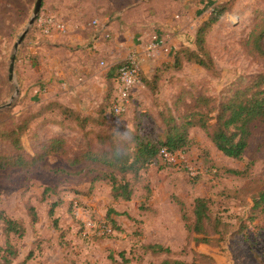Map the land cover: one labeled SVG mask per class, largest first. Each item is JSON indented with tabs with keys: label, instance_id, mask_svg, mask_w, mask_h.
Wrapping results in <instances>:
<instances>
[{
	"label": "rangeland",
	"instance_id": "1",
	"mask_svg": "<svg viewBox=\"0 0 264 264\" xmlns=\"http://www.w3.org/2000/svg\"><path fill=\"white\" fill-rule=\"evenodd\" d=\"M221 1L224 0H206L208 7ZM35 2L0 0V106L11 101L9 107L0 109V118L7 127L38 110L40 91L49 95L45 94L41 100L50 99L52 92H62L60 87L68 86L65 78H59V67H63L66 60L76 63L84 58L76 51L88 41L92 43L94 21L105 28L101 42L110 46L125 27L133 31L136 17L148 13L159 15L160 20L153 26L146 23L143 28L148 41L154 34H160L162 46L167 43L164 35L168 33L163 23L171 18L172 25H182L181 33L187 40L184 46L193 48L196 29L202 22L196 29L191 26L204 14L199 12L198 15L195 10L205 8L199 4L200 0H44L40 15L54 13L70 23L69 30L59 39L65 47L48 46L51 39L39 31L36 20L28 32L30 38L26 39L27 34L19 46L12 81L8 77L10 59L33 15ZM263 9L264 0H235L234 8L221 16L207 36L213 68L189 63L181 70L169 69L164 72L156 92L145 88L142 82L135 89L125 113L117 115L110 110L111 128H105L104 132L116 130L121 134L126 128L134 129L138 122L144 133L153 132L164 127L160 112L172 106L181 90H192L196 94L201 91L220 98L222 92H229L235 86L233 82L240 75L264 72L263 63L247 55L243 48L257 11ZM107 23L110 24L108 29ZM81 25L87 29H80ZM54 32L57 31L54 29ZM147 56L151 58L154 54ZM44 65L49 67L45 69ZM44 73L52 78L48 84L41 82ZM96 110L97 107L83 112ZM60 118L54 112L49 115L47 125L41 119L36 120L35 133L40 138L35 133L24 135L23 153L30 156L41 152L47 134L65 135L70 154L88 145L101 147L96 139L100 127L82 130L59 126L56 123ZM190 135L193 142L187 151L178 152L171 162L159 158L158 163L143 174L144 180L137 186L132 200L134 208L139 205V212L133 207L130 213L120 212V229L104 237L97 236V230L86 229L84 222L87 218L95 222L107 219L109 202L101 199L95 210L86 200L94 190L104 198L109 195V182L94 179L97 172L84 177L64 172L55 174L51 168L64 164L57 155L41 161L37 171L31 174L13 169L0 171V210L22 220L26 226L23 237L12 235L10 238L19 250L13 264H160L174 257L192 264H264V201L254 206L260 192L264 191V124L254 126L250 146L241 160L220 152L200 128H193ZM0 148L13 151L10 144L1 140ZM189 167L199 169V174H189ZM225 167L243 169L244 174L230 175ZM47 187L51 188L46 190ZM87 191L90 193L86 194ZM198 196L209 197L211 201L206 224V233L214 238L211 244L191 239L195 234L186 230L175 200L181 199L192 208ZM27 203L35 206L37 221H32ZM54 203L58 204L50 216ZM7 238L0 219V245H5ZM155 243L170 247L172 253L144 249V245Z\"/></svg>",
	"mask_w": 264,
	"mask_h": 264
},
{
	"label": "trees",
	"instance_id": "2",
	"mask_svg": "<svg viewBox=\"0 0 264 264\" xmlns=\"http://www.w3.org/2000/svg\"><path fill=\"white\" fill-rule=\"evenodd\" d=\"M234 6L235 0H224L213 5L207 17L196 29L195 46L192 48L181 45L175 50L172 61L156 65L150 75L141 72V83L143 82L144 87L156 92L165 71L181 70L189 63H198L205 68L212 69L213 59L207 36L221 16L231 11ZM29 36L30 33L26 39H29ZM263 41L264 9L257 11L243 43L246 54L260 60L264 65ZM122 64L123 61L109 68L105 77L108 82V92L94 113H85L81 109L62 102L59 98H50L40 100L37 104L39 108L35 113L27 115L12 127H7L6 122L0 118V140L2 143L10 144L13 149L9 152L0 148V171L13 169L20 173L31 174L37 171L41 161L50 155H57L63 159L64 164L51 168L50 171L55 174L64 172L82 177L97 172L94 179L108 181L111 186V195L115 200L128 201L132 199L139 183L144 180L143 174L148 172L150 166L158 163L162 148L170 152H185L191 147L193 140L190 134L193 128L202 129L207 138L224 155L241 160L250 146L254 126L257 123L264 124V72H258L237 77L233 82L235 86L229 92H222L220 98L201 91L196 94L192 90H181L174 97L172 106H169L167 111L160 112L164 127L153 132L144 133L141 122H138L134 129L126 128L124 133L118 134L116 130H109V133H105V128H111L108 115ZM54 112L61 117L56 123L59 126L62 124L75 126L82 130L91 129L93 126L100 127L96 131V139L99 140L101 147L88 145L86 149L70 154L67 150L65 135L47 134L46 136V132L47 138L41 146V152L36 155H25L22 151L23 136L34 134L37 124L34 122L41 119L46 124L49 122V115ZM213 120L214 123H212ZM35 134L37 136V133ZM37 137L40 138L39 134ZM225 171L230 175L244 174L243 169L235 167H225ZM49 188L51 187H47L46 190ZM145 189L148 190L146 185ZM88 192L90 193V191L85 193ZM175 200L186 230L195 234L191 239L211 244L214 238L206 233L208 230L206 224L211 211L210 198L196 197L192 208L181 199ZM259 201H264V191H261L259 199H256L255 207L259 206ZM57 204L54 203L51 206L50 216L54 214V207ZM26 207L32 221H37L38 213L35 206L27 203ZM119 214L120 212L112 207L107 211L106 217L109 220L105 221L112 230L120 229L118 220L114 217ZM0 219L8 237L5 245H0V264H13L19 256V250L10 238L12 235L23 237L26 233V226L22 220L9 216L3 210H0ZM106 235L108 234L99 233L97 236ZM144 249L153 253H172L170 247L159 243L144 245ZM160 264H192V262L174 257L166 258Z\"/></svg>",
	"mask_w": 264,
	"mask_h": 264
},
{
	"label": "crops",
	"instance_id": "3",
	"mask_svg": "<svg viewBox=\"0 0 264 264\" xmlns=\"http://www.w3.org/2000/svg\"><path fill=\"white\" fill-rule=\"evenodd\" d=\"M199 4L202 6V8H205L202 11H198V9L195 11H197L196 13L198 15L199 12L204 14H202L199 20H197V22L191 26L192 29L197 28V26L206 18V15L211 8L208 7L206 0H200ZM72 13H74V11H72ZM51 15L55 14L53 13ZM56 16L58 19L67 23V30H69L70 23L62 19L60 16ZM157 20H160L159 15L156 16L149 13L140 17H136L135 22L133 23L135 26L133 31L125 27L126 30H124L123 33L121 32V34H117L110 46L108 43L101 42L105 28L99 27L98 24L92 26V28L96 30H92V32H95L94 36L92 37V43L91 41H88V43H85V45L81 47V50L76 51L84 58L76 61V63L72 62L73 64L66 60L64 66L59 67L58 72L61 73L60 76H58L59 78H65L68 81V86L65 85V87H60L62 92L55 90V93L52 92V97L50 98H59L62 102L81 110H92L98 107L103 101L105 95H107L108 82L105 77L108 74L109 68L116 63L124 61L131 51H135L138 54L141 61L142 73L145 75H150L156 65H160L163 62L172 61L175 50L181 45L187 43L185 34L181 33L182 25L181 27H179L180 25H178V23H173L174 25H172V23H170L171 18L167 19V23H163V25L168 30L166 35L163 34L165 38L167 36V43H164L162 46L160 45L155 51H153L154 56L149 58V56H147L148 54L146 51V45L150 40L148 41V39L145 38L147 31L144 30L143 26L146 23H148L150 26H153ZM81 26L82 27L80 29H87L83 25ZM109 26L110 24L107 23L105 27L108 29ZM64 33L65 32L57 31L52 35H49L48 37L51 40L48 42L49 44L47 43L48 46L65 47L63 46L64 43H60L59 41L60 35ZM71 54L73 53L71 52ZM49 65H51V63ZM49 65H44L45 69H47L46 66L49 67ZM47 72L49 71L47 70ZM51 79V76L45 74L41 82L48 84ZM38 90H40V88ZM45 90L46 89H44V91ZM40 92L41 93L39 94L41 95V99L45 96V94L46 96H49L43 91ZM134 195L132 199L128 201L123 199L115 200L111 195V186L109 185V195H106L105 198L101 196V193L98 190H94L93 193L87 196L86 200L91 206H94L95 210L97 209V206L101 204L100 200L102 199L103 201L106 200L109 202V208L112 207L118 212L130 213L133 207L132 200ZM133 209L134 211L139 212V205H136L135 208L133 207ZM118 216L119 215H114L117 220Z\"/></svg>",
	"mask_w": 264,
	"mask_h": 264
},
{
	"label": "built area",
	"instance_id": "4",
	"mask_svg": "<svg viewBox=\"0 0 264 264\" xmlns=\"http://www.w3.org/2000/svg\"><path fill=\"white\" fill-rule=\"evenodd\" d=\"M37 24L39 31L44 36L52 35L54 29L59 32H66L68 29L67 23L58 19L56 15H39ZM93 24L97 25V21H94ZM160 37L158 33L152 36V39L146 45L148 55H152L153 51L162 44ZM141 70V61L138 54L135 51H131L119 69L115 95L111 104L113 113L121 115L128 110L133 91L141 84ZM177 155L178 152H170L166 148H162L160 152V158L168 162L174 161ZM189 171V174L192 176L199 174V169H194V167H189ZM84 220L86 229L97 230L100 234H109L112 232L111 226L105 220H99L97 222L92 221L90 218Z\"/></svg>",
	"mask_w": 264,
	"mask_h": 264
},
{
	"label": "water",
	"instance_id": "5",
	"mask_svg": "<svg viewBox=\"0 0 264 264\" xmlns=\"http://www.w3.org/2000/svg\"><path fill=\"white\" fill-rule=\"evenodd\" d=\"M42 4H43V0H36L35 7L33 10V15L29 19L28 25L26 26L25 30L23 31L22 35L20 36L19 40L17 41V43L15 45V52L11 56L9 68H8V71H9L8 77L12 81L15 80L14 74H15V66H16L17 52L19 50V46L21 45L24 37L28 34L30 28L35 24V21L37 20L38 16L40 15ZM19 93H20V88L17 86L16 87V94L18 95ZM13 97H15V96H13ZM10 105H11V101H9L7 104H5L3 106H0V109L5 108V107H9Z\"/></svg>",
	"mask_w": 264,
	"mask_h": 264
}]
</instances>
